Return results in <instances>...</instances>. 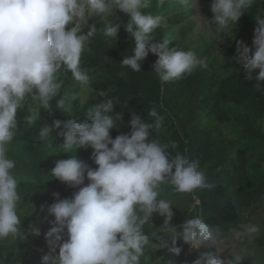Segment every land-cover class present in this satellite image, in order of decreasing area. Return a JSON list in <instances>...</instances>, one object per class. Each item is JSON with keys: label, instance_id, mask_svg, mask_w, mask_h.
I'll list each match as a JSON object with an SVG mask.
<instances>
[{"label": "clouds", "instance_id": "clouds-1", "mask_svg": "<svg viewBox=\"0 0 264 264\" xmlns=\"http://www.w3.org/2000/svg\"><path fill=\"white\" fill-rule=\"evenodd\" d=\"M256 2L212 0V21L224 30L235 25ZM164 3L165 0H156L157 6ZM179 3L189 5L190 0ZM152 5L153 0H0V241L40 235L35 226L27 233L20 227V180L13 171L15 160L7 155L8 146L16 135L17 111L22 103L31 98L41 108H50V101L62 87L57 75L62 69L70 70L72 78L82 86L91 84L90 76L81 68V57L86 42L97 30L91 24L84 33L82 23L92 16L110 18L116 9L129 14L124 30L134 38V47L132 54L120 61L121 65L139 72L149 53L156 54L158 59L152 69L163 83L204 65L194 51L169 49L171 40L151 42V34L162 22L161 17L145 11ZM257 21L254 51L238 42L237 53L246 78L251 79L253 70L259 69L255 79L260 86L259 82L264 81V19ZM120 27V23L108 19L102 30L104 38L117 39ZM100 95L104 97V93ZM115 104L113 98L103 99L90 110L91 123L56 120L52 128L39 129L40 137L46 139L53 128L62 126L56 133L64 138L62 152H77L90 146L98 165L93 169L77 155L55 162L52 177L72 187L83 185L85 179L89 182L79 187L72 198L60 199L59 193L53 194L57 199L47 207V212L54 220L44 233L49 251L41 257V264H141L142 257L147 260L145 251L150 245L152 250L167 248L172 256L179 255L177 238L194 250L202 246L211 249L201 252L192 264H241L244 257L237 252H233L232 259L220 257L223 230L206 223L203 216L187 219L179 230L170 223L173 203L161 197V185H171L175 193H193L197 189H211L212 185L206 182L197 163L185 155L177 153L169 161L165 149L175 148V142L162 145L149 140L151 132L158 130L163 121L155 108L147 114L155 118L153 123L134 113L129 122L131 132L113 139L110 129L115 127L111 115ZM153 213L163 216L164 221L149 236L144 226L151 222ZM259 231V226L251 225L236 233V238Z\"/></svg>", "mask_w": 264, "mask_h": 264}, {"label": "trees", "instance_id": "trees-1", "mask_svg": "<svg viewBox=\"0 0 264 264\" xmlns=\"http://www.w3.org/2000/svg\"><path fill=\"white\" fill-rule=\"evenodd\" d=\"M211 3L212 0H204L203 9L209 22L218 27L212 21ZM115 11L117 19L114 22L121 25L117 39L104 38L102 30L106 22L82 25L84 33L91 24H95L97 30L96 35L86 42L81 57V68L91 79L89 97L84 104H76L72 112L67 111V101L80 92L82 85L72 78L70 70L62 69L57 74L62 87L50 101V108L43 109L37 102L36 127L29 123L26 100L17 111L18 128L7 155L15 160L13 171L20 180L18 208H30L29 214L20 216V227L27 233L35 226L40 235H29L25 240L10 237L0 241V264H16L19 256L35 248L47 253L49 248L44 233L52 227L51 221L54 220V216L47 212V207L56 202L53 194L59 193L60 199L72 198L79 187L89 182L85 179L83 185L72 187L52 177L50 173L56 161L77 155L89 167H98L90 146L81 147L77 152H62L64 138L56 136L62 126L61 129L53 128L46 139L40 137L39 129L52 128L56 120L75 119L78 123H91L89 112L103 99L113 98L117 103L111 113L115 123L110 129L113 139L131 132L129 122L134 113L153 123L155 118L147 114L155 108L163 121L158 130L151 132L149 140L162 145L175 142V148L165 149L169 161L177 153L185 155L197 163L206 182L212 185L211 189H197L193 193H175L171 185H161L160 189L166 194L164 199L173 203L170 207L174 215L170 223L178 230L187 219L201 215L206 223L218 225L223 230L225 244L235 231H244L246 211L264 202V132L255 126L256 120L264 118V81L258 86L255 76L259 69L253 70L251 79L246 78L247 73L243 71L237 53L238 42L254 51V30L258 26L257 18L264 19V0H257L235 25L226 28L222 43L213 36H200V42L195 43L192 9L180 4L179 0H165L162 6H157L153 0L152 7L145 11L161 17L162 22L151 34V42L171 40L169 49L194 51L204 61V65L191 74L166 83L161 82L152 69L158 59L156 54L149 53L141 62L139 72L121 65L124 56L132 54L134 38L124 30L129 14L119 9ZM216 47L220 48V55ZM100 93H104V97ZM220 126L231 129V138H224ZM163 221V216L153 213L151 222L144 226L145 233L151 236ZM63 239H67L66 230ZM255 245L264 248V232L255 239ZM177 246L181 248L177 256L169 254L167 248H160L162 254L155 264H182L183 251L188 244L177 238ZM241 264L264 262H254L252 256H246Z\"/></svg>", "mask_w": 264, "mask_h": 264}, {"label": "rangeland", "instance_id": "rangeland-1", "mask_svg": "<svg viewBox=\"0 0 264 264\" xmlns=\"http://www.w3.org/2000/svg\"><path fill=\"white\" fill-rule=\"evenodd\" d=\"M203 1L204 0H190V4L187 5L190 9H192L191 20L194 21V28L192 32V38L195 43L200 42V36L205 37H216L218 43H222L225 39L227 29L220 30L218 27H214L208 20L206 13L203 9ZM108 19L115 21L117 19V13L114 11V15L110 18H105L101 20L97 16H92L89 20H86L83 24L90 22H107ZM217 54L220 55L221 51L219 47H216ZM90 89L88 86H81V90L77 95L72 96L69 101H67L66 109L69 112H72L74 105H83L84 102L89 97ZM98 105V104H97ZM96 105V106H97ZM26 106L29 118L31 119V126L36 127V118H37V102H33L31 98H26ZM210 122L214 124L212 120ZM256 128H259L262 132H264V118L258 119L255 121ZM223 132L224 138H231L232 134L230 133L229 128L224 126L219 127ZM232 151V150H231ZM251 172V169H250ZM161 196L165 198V192L160 189ZM197 203V202H196ZM30 208H18V214L23 216L24 214H29ZM246 215V225L242 228L244 231L248 226L256 225L259 226L260 231L258 233L252 235H246L240 239L236 238V233L240 231H235L233 236L227 238V242L223 244L220 248L221 252L219 253L222 259H232L233 252H237L241 254L243 257L252 256L254 262H264V248L257 247L255 245V239L259 237L264 232V202H259L256 205L252 206V208L248 209L245 213ZM243 226V225H241ZM243 231V232H244ZM154 243H156L153 240ZM211 249L203 247L199 250H194L188 244L187 248L183 251L184 260L182 264H192V262L197 259L201 252L210 251ZM46 254L40 249H32L31 251L25 253V255H21L18 257L16 264H41V257ZM161 249L157 248L152 250L151 245L146 249L145 255L147 256V260L144 257L141 258V264H155L156 261L161 256Z\"/></svg>", "mask_w": 264, "mask_h": 264}]
</instances>
